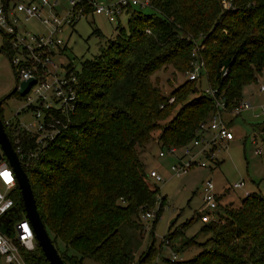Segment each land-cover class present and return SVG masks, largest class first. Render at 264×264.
I'll list each match as a JSON object with an SVG mask.
<instances>
[{
	"label": "trees",
	"instance_id": "16d2710c",
	"mask_svg": "<svg viewBox=\"0 0 264 264\" xmlns=\"http://www.w3.org/2000/svg\"><path fill=\"white\" fill-rule=\"evenodd\" d=\"M233 5L226 10L220 0H149L150 14L127 7L126 29L117 25L100 54L80 61L72 124L24 168L44 229L64 264L150 260L152 251L137 259L135 252L147 229L140 215L157 204L148 230L153 236L166 200H158V185L148 180L140 158L155 141L153 133L159 131L160 148L180 147L216 113L213 97L191 96L202 77L230 111L264 74V0H233ZM90 11L87 5L85 12ZM196 40L204 47V71L198 80L161 95L150 77L167 66L191 70ZM14 199L8 223L24 213L18 190ZM213 216L217 219L200 229L210 234L202 250L183 264H264L263 195L251 192ZM24 257L28 264H46L39 247Z\"/></svg>",
	"mask_w": 264,
	"mask_h": 264
},
{
	"label": "built area",
	"instance_id": "2783aa9c",
	"mask_svg": "<svg viewBox=\"0 0 264 264\" xmlns=\"http://www.w3.org/2000/svg\"><path fill=\"white\" fill-rule=\"evenodd\" d=\"M223 9H233V0H220ZM70 9L62 18L53 14L56 3L47 0H0V35L5 42L1 48L6 54L14 75L17 90L19 83L31 80L28 91L20 96L21 104L14 112L12 120L1 118L4 132L7 134L20 166L30 168L34 161L43 157L50 145L72 124L79 100H77L76 70L69 62H65L63 52L65 43L59 37L63 26H71L82 15H103L109 23H117L119 15L127 7L146 6L149 0H111L108 3L101 0H70ZM91 7L85 12L86 6ZM48 8L50 16L44 17L43 11ZM36 19L45 28V32L34 33L26 31L23 23ZM204 47L199 41L193 42L190 68L185 73L186 80L194 82L202 74L204 63L200 53ZM258 91L264 92V86L259 84ZM213 97L216 113L205 123L199 125L195 137L183 146L160 148L156 158L169 156L172 159L168 169L173 177L180 178L195 168L212 171L218 166V152L234 139L231 127L221 119L220 114L229 113L240 116L246 111H255L247 100L243 99L230 111H225L223 99L215 95V90L205 88L196 92ZM170 97L168 102L172 103ZM253 115L259 118L264 115V104L257 107ZM263 132V131H262ZM25 138V141L23 140ZM256 150L254 154L259 155ZM0 260L3 264H28L24 254H30L37 249L34 233L24 213L20 219L7 222V214L15 208L14 194L18 190L15 175L9 167L3 153L0 151ZM25 171V170H24ZM8 173L10 180H6ZM148 180L159 185L166 181L163 174L156 168L147 172ZM245 182L239 181L227 186L222 194L215 192L214 181L207 178L200 187L202 205L199 212L206 213L209 218L214 212L227 204L222 203L224 194L230 189H243L246 197L250 191H245ZM160 196L158 200H160ZM157 205V204H156ZM155 212L140 215L142 223L154 219ZM202 219V217L200 216ZM145 224V223H144ZM177 254L171 253L170 261H176Z\"/></svg>",
	"mask_w": 264,
	"mask_h": 264
},
{
	"label": "rangeland",
	"instance_id": "374dc122",
	"mask_svg": "<svg viewBox=\"0 0 264 264\" xmlns=\"http://www.w3.org/2000/svg\"><path fill=\"white\" fill-rule=\"evenodd\" d=\"M47 1L50 4L56 3L53 14H56L59 18H62L70 9V0ZM101 1L108 3L111 0ZM131 9L140 11L142 14L153 13L149 5L143 7L133 5ZM50 14L48 8L42 13L44 17L50 16ZM118 17L117 23H109L103 15L91 16L87 14L80 16L73 26H63L58 35L65 43L63 50L66 56L65 62H69L73 67L79 69L80 61L93 59L100 54L106 42L112 40L116 35L115 28L117 25L126 29L129 18L128 9ZM23 28L34 33L43 34L45 32V28L36 19L24 22ZM95 30L97 33H94ZM4 46L5 42L0 35V98L8 94L15 83L8 58L1 50ZM201 79V87H198L196 92L200 91L201 88H207L206 79L204 77ZM150 81L159 89L161 95L169 96L173 90L178 89L187 80L184 72L176 71L172 66H167L166 69H161V71L153 74L150 77ZM259 84L264 86V74L259 76L257 84L246 87L243 92V99H247L255 108V111H246L240 116H233L228 112L220 114L221 119L227 126L231 127L234 139L218 152V166L213 171L209 172L207 169L195 168L193 171L177 178L169 173L168 167L171 162L157 158V162L163 164L160 170L162 174L164 173V178H166L165 183L158 185V194L160 197H165L166 200L161 216L153 225V236L148 232L149 224L153 219L144 222L147 229L141 235V247L135 252V259L148 250L149 252L152 251L153 254L147 264H183L184 261L192 259L202 250L210 234L200 232V229L203 224L214 222L217 219L216 216L209 218L206 213L199 212V208L202 205L200 187L202 181L207 178H211L214 181L218 187L217 190L221 186L230 187L231 184L243 180L247 189L264 196V121H261L264 120V115L259 118L253 117V114L258 112L257 107L260 104H264V92L258 91ZM193 95L191 94L192 97H194ZM19 101L20 96L17 93L4 99L1 105L0 118L14 119V112L21 104ZM175 110L173 109L170 113L172 114ZM258 123L260 124L257 126L256 124ZM255 125L259 131L255 130L254 134L251 127L253 128ZM158 135L159 131L153 133L155 141H149L145 147H149L150 153L147 155L143 154L142 158L148 159L152 157V153L157 154L160 149V146L156 144ZM253 139H255L254 142L252 141ZM256 150L261 151L259 155L254 154ZM165 157L171 159L169 156ZM152 168L156 167H148L147 172ZM149 181L151 182V180ZM219 192L220 194L223 193L222 190ZM245 195L243 189H230L228 194H224L222 197V203L227 204V206H230V203L233 206H237ZM156 210L157 205L153 206L147 213L150 214V212L152 213ZM198 215L202 219L200 217L197 219ZM174 218L175 220L171 223ZM168 236H172L171 239L168 240ZM58 246L60 249L63 248L60 243H58ZM171 253L177 254V259L174 262L169 259ZM0 264H3L1 260ZM83 264L96 263L86 260Z\"/></svg>",
	"mask_w": 264,
	"mask_h": 264
},
{
	"label": "water",
	"instance_id": "95a60500",
	"mask_svg": "<svg viewBox=\"0 0 264 264\" xmlns=\"http://www.w3.org/2000/svg\"><path fill=\"white\" fill-rule=\"evenodd\" d=\"M32 84L31 80L23 81L19 83L20 88L17 90V85L14 83L12 90L5 96L0 98V114L1 105L4 99L10 97L16 92L22 96L24 95ZM0 151L3 153L9 167L12 168L15 175V181L17 183V188L19 191L20 199L22 201V207L24 215L31 225L32 231L34 233L35 241L37 246L40 248L46 264H64L60 258L55 246L52 245L51 240L44 229L43 223L41 221L40 215L37 212L35 199L33 198L32 189L30 183L28 182L27 174L20 166L18 158L12 149L10 141L7 134L4 132L2 121L0 118ZM232 203H230L231 205ZM175 218L171 221V223Z\"/></svg>",
	"mask_w": 264,
	"mask_h": 264
},
{
	"label": "crops",
	"instance_id": "0c3cea01",
	"mask_svg": "<svg viewBox=\"0 0 264 264\" xmlns=\"http://www.w3.org/2000/svg\"><path fill=\"white\" fill-rule=\"evenodd\" d=\"M261 121H264V120H261ZM260 123H258V124H256V125H259ZM256 125L252 128L251 127V129H252V133H254L255 134V130H257L256 129ZM257 131H259V130H257ZM251 133V132H250ZM253 142L255 141V139H253L252 140ZM156 144H157V142H156ZM159 146V145H158ZM160 148V147H159ZM148 153H150V151H149V147L148 148H146V150L143 152V153H141V155H140V158H141V161L142 162H144V164L146 165V169H148V167H156V169L158 170V172H162L161 170H160V168L163 166V164L162 163H160V162H157V158H156V154L155 153H152V157H150V158H148V159H145V158H142L141 156L143 155V154H145V155H147ZM153 154H154V156H153ZM162 160L164 161V160H167V161H169V162H172V159H169L168 157H165L164 156V158H162ZM169 164V163H168ZM170 165V164H169ZM191 171H193V170H191ZM190 171V172H191ZM213 171V170H212ZM209 172H211V171H209ZM164 174V173H163ZM164 176V175H163ZM214 185H215V183H214ZM217 186L215 185V192H217V193H220L219 191L220 190H225L226 188H227V186H221L220 188H219V190H217L218 189V187L216 188ZM250 191V192H253L251 189H247V187L245 188V191Z\"/></svg>",
	"mask_w": 264,
	"mask_h": 264
},
{
	"label": "snow or ice",
	"instance_id": "6c2138e0",
	"mask_svg": "<svg viewBox=\"0 0 264 264\" xmlns=\"http://www.w3.org/2000/svg\"><path fill=\"white\" fill-rule=\"evenodd\" d=\"M6 180H10L8 173L3 174Z\"/></svg>",
	"mask_w": 264,
	"mask_h": 264
}]
</instances>
